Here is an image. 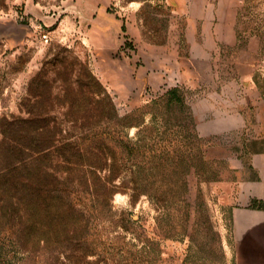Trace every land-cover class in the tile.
Listing matches in <instances>:
<instances>
[{
	"label": "rangeland",
	"instance_id": "374dc122",
	"mask_svg": "<svg viewBox=\"0 0 264 264\" xmlns=\"http://www.w3.org/2000/svg\"><path fill=\"white\" fill-rule=\"evenodd\" d=\"M107 97L117 123L70 115ZM3 119L10 144L29 121L138 145L109 201L79 192L88 224L26 253L11 236L14 262L238 264L264 240V0H0Z\"/></svg>",
	"mask_w": 264,
	"mask_h": 264
},
{
	"label": "trees",
	"instance_id": "16d2710c",
	"mask_svg": "<svg viewBox=\"0 0 264 264\" xmlns=\"http://www.w3.org/2000/svg\"><path fill=\"white\" fill-rule=\"evenodd\" d=\"M177 92L171 89L166 93L167 103L182 104ZM70 115L75 121L96 118L117 123L121 118L109 97L103 108L97 105L77 109ZM18 120L15 117L10 123L1 120V136L4 124L9 123V131L14 132ZM24 124L27 142H0V152H6L5 158L0 157V264H19L5 251L8 245H13L11 236L16 239L14 245L26 253L33 246L38 248L43 240L50 242L60 235L71 236L83 223L88 224L86 212L77 203L79 192L109 201L124 188L118 149L125 148L130 157L138 149L137 143L129 140L120 142L121 145L115 143L114 147L102 138L95 141L100 136L97 133L83 145L62 135L59 126L29 121ZM15 152L21 153L22 159L13 160ZM13 210L18 217L11 213ZM14 217L18 219V227L10 228L8 223Z\"/></svg>",
	"mask_w": 264,
	"mask_h": 264
},
{
	"label": "crops",
	"instance_id": "0c3cea01",
	"mask_svg": "<svg viewBox=\"0 0 264 264\" xmlns=\"http://www.w3.org/2000/svg\"><path fill=\"white\" fill-rule=\"evenodd\" d=\"M242 255L245 257L239 258L238 264H264V240L256 241L250 250H245Z\"/></svg>",
	"mask_w": 264,
	"mask_h": 264
},
{
	"label": "built area",
	"instance_id": "2783aa9c",
	"mask_svg": "<svg viewBox=\"0 0 264 264\" xmlns=\"http://www.w3.org/2000/svg\"><path fill=\"white\" fill-rule=\"evenodd\" d=\"M43 39L45 40V42H47V41H48V39H47V36H46V35H43Z\"/></svg>",
	"mask_w": 264,
	"mask_h": 264
}]
</instances>
